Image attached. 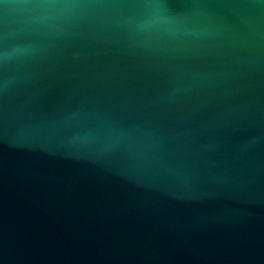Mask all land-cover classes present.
Returning <instances> with one entry per match:
<instances>
[{"label":"water","instance_id":"95a60500","mask_svg":"<svg viewBox=\"0 0 264 264\" xmlns=\"http://www.w3.org/2000/svg\"><path fill=\"white\" fill-rule=\"evenodd\" d=\"M0 264H264V4L2 0Z\"/></svg>","mask_w":264,"mask_h":264},{"label":"snow or ice","instance_id":"6c2138e0","mask_svg":"<svg viewBox=\"0 0 264 264\" xmlns=\"http://www.w3.org/2000/svg\"><path fill=\"white\" fill-rule=\"evenodd\" d=\"M0 2H2V0H0ZM259 2H260L261 4H264V0H259Z\"/></svg>","mask_w":264,"mask_h":264}]
</instances>
